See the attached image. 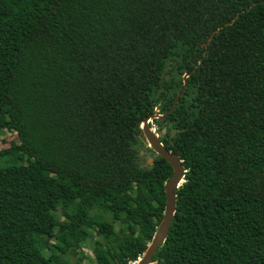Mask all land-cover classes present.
Wrapping results in <instances>:
<instances>
[{
  "label": "trees",
  "instance_id": "16d2710c",
  "mask_svg": "<svg viewBox=\"0 0 264 264\" xmlns=\"http://www.w3.org/2000/svg\"><path fill=\"white\" fill-rule=\"evenodd\" d=\"M185 75L150 123L185 168L152 264H264V0H0V264H84L92 230L96 264L144 255L173 168L141 127Z\"/></svg>",
  "mask_w": 264,
  "mask_h": 264
},
{
  "label": "water",
  "instance_id": "95a60500",
  "mask_svg": "<svg viewBox=\"0 0 264 264\" xmlns=\"http://www.w3.org/2000/svg\"><path fill=\"white\" fill-rule=\"evenodd\" d=\"M216 32H219V29ZM187 76L188 75L184 76L183 89L177 95L173 106L166 113L162 115H158L155 113L152 116L144 119L142 127H141L146 145L150 147L154 152H156L159 156H161L166 161H168V163L173 168V175L165 183L166 204H165L163 218L161 222L159 223L156 229V233L154 234L144 255L135 264H152L154 255L156 254L157 250L159 249V247H161V245L163 244V242L165 241L167 237L170 226L172 224L174 213L176 211V192L175 191L181 185L183 181L185 168L179 156L172 154L171 151L167 150L163 146V144L159 140V135H157L155 130L151 128L150 123L152 122L153 119L163 120L175 109L179 98L182 96V94L184 93L187 87V83L185 80ZM174 133H175V130L171 132V135H173ZM150 162H151V159H150Z\"/></svg>",
  "mask_w": 264,
  "mask_h": 264
},
{
  "label": "rangeland",
  "instance_id": "374dc122",
  "mask_svg": "<svg viewBox=\"0 0 264 264\" xmlns=\"http://www.w3.org/2000/svg\"><path fill=\"white\" fill-rule=\"evenodd\" d=\"M153 129L156 131L155 127ZM18 137L14 130H12L9 127L6 128H0V150L9 149L15 145L18 144ZM147 146V145H146ZM152 153L147 150L145 147H139V156L141 164L144 165L145 161L149 162L152 157H150ZM6 162L13 163V162H19V163H25L26 158L22 154L13 153L11 155H8L6 158ZM97 206H91V214L92 215H99L100 217L104 218L107 221H111L113 223L114 229L119 230L121 227L120 221L113 220L111 214L106 213L102 210H99L96 208ZM99 210V211H98ZM64 209L60 208L55 213L57 216H61L63 214ZM92 238L89 239V241L86 244L82 245L81 251L85 255L84 264H96L94 254L92 252L93 245L97 240H100V237L96 235V232L94 230L91 231ZM64 256L66 262L69 264H76V260L78 258V255L70 254V255H62Z\"/></svg>",
  "mask_w": 264,
  "mask_h": 264
},
{
  "label": "built area",
  "instance_id": "2783aa9c",
  "mask_svg": "<svg viewBox=\"0 0 264 264\" xmlns=\"http://www.w3.org/2000/svg\"><path fill=\"white\" fill-rule=\"evenodd\" d=\"M141 259V257H138L137 258V260L136 261H134L133 263H131V264H135L136 262H138V260H140Z\"/></svg>",
  "mask_w": 264,
  "mask_h": 264
},
{
  "label": "clouds",
  "instance_id": "9594fccd",
  "mask_svg": "<svg viewBox=\"0 0 264 264\" xmlns=\"http://www.w3.org/2000/svg\"><path fill=\"white\" fill-rule=\"evenodd\" d=\"M152 123V122H151Z\"/></svg>",
  "mask_w": 264,
  "mask_h": 264
}]
</instances>
